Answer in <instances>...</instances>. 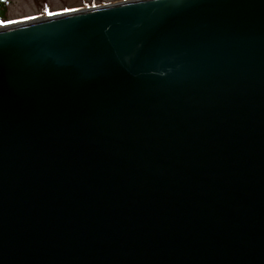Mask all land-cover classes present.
Wrapping results in <instances>:
<instances>
[{
	"label": "water",
	"instance_id": "1",
	"mask_svg": "<svg viewBox=\"0 0 264 264\" xmlns=\"http://www.w3.org/2000/svg\"><path fill=\"white\" fill-rule=\"evenodd\" d=\"M0 264H264V0L0 28Z\"/></svg>",
	"mask_w": 264,
	"mask_h": 264
},
{
	"label": "rangeland",
	"instance_id": "2",
	"mask_svg": "<svg viewBox=\"0 0 264 264\" xmlns=\"http://www.w3.org/2000/svg\"><path fill=\"white\" fill-rule=\"evenodd\" d=\"M128 0H7L0 28L21 21L43 18L72 10L94 8Z\"/></svg>",
	"mask_w": 264,
	"mask_h": 264
},
{
	"label": "trees",
	"instance_id": "3",
	"mask_svg": "<svg viewBox=\"0 0 264 264\" xmlns=\"http://www.w3.org/2000/svg\"><path fill=\"white\" fill-rule=\"evenodd\" d=\"M6 9V0H0V13L4 14Z\"/></svg>",
	"mask_w": 264,
	"mask_h": 264
},
{
	"label": "bare ground",
	"instance_id": "4",
	"mask_svg": "<svg viewBox=\"0 0 264 264\" xmlns=\"http://www.w3.org/2000/svg\"><path fill=\"white\" fill-rule=\"evenodd\" d=\"M40 19H43V18H40Z\"/></svg>",
	"mask_w": 264,
	"mask_h": 264
}]
</instances>
